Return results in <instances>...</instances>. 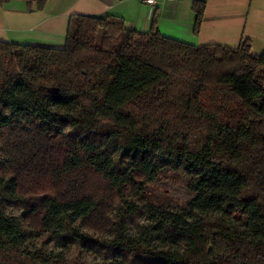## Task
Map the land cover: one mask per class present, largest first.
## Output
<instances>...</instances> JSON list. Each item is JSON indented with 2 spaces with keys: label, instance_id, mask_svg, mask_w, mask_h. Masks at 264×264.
<instances>
[{
  "label": "trees",
  "instance_id": "1",
  "mask_svg": "<svg viewBox=\"0 0 264 264\" xmlns=\"http://www.w3.org/2000/svg\"><path fill=\"white\" fill-rule=\"evenodd\" d=\"M165 167L189 210L145 218ZM0 264H264V50L169 37L156 14L147 32L73 14L61 48L0 40Z\"/></svg>",
  "mask_w": 264,
  "mask_h": 264
},
{
  "label": "crops",
  "instance_id": "2",
  "mask_svg": "<svg viewBox=\"0 0 264 264\" xmlns=\"http://www.w3.org/2000/svg\"><path fill=\"white\" fill-rule=\"evenodd\" d=\"M193 0H48L42 9L29 10L23 0L0 4V40L61 48L73 14L123 19L128 28L147 32L156 14L157 30L195 45L218 43L236 46L243 38L251 51L264 50V0H206L203 20L193 34Z\"/></svg>",
  "mask_w": 264,
  "mask_h": 264
},
{
  "label": "rangeland",
  "instance_id": "3",
  "mask_svg": "<svg viewBox=\"0 0 264 264\" xmlns=\"http://www.w3.org/2000/svg\"><path fill=\"white\" fill-rule=\"evenodd\" d=\"M188 181L189 177L182 171L170 167L163 168L155 179L141 185L142 191L138 193L136 198L137 206L143 209L141 215L145 218L148 217V215L154 211L151 207H161L172 210H189L188 204L194 197V194L188 188ZM88 182V185L91 187L96 183L92 173L89 174ZM13 212L18 213L19 211L13 210ZM143 217L140 218V221H142ZM32 234L30 240L32 242L36 236L35 245H39V241H41L39 236H46L45 231L43 230L38 234L35 232ZM54 242L55 241L52 240L51 243H48L45 246V248L58 250V247H55ZM53 244L54 246H52ZM85 254L86 253L83 251L82 257L95 258L96 260L99 259L97 254Z\"/></svg>",
  "mask_w": 264,
  "mask_h": 264
},
{
  "label": "built area",
  "instance_id": "4",
  "mask_svg": "<svg viewBox=\"0 0 264 264\" xmlns=\"http://www.w3.org/2000/svg\"><path fill=\"white\" fill-rule=\"evenodd\" d=\"M142 1L149 5H155L158 2V0H142Z\"/></svg>",
  "mask_w": 264,
  "mask_h": 264
}]
</instances>
